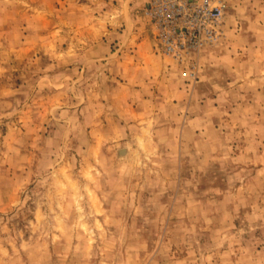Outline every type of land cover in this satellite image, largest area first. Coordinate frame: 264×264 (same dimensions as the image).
I'll return each mask as SVG.
<instances>
[{"label":"rangeland","instance_id":"rangeland-1","mask_svg":"<svg viewBox=\"0 0 264 264\" xmlns=\"http://www.w3.org/2000/svg\"><path fill=\"white\" fill-rule=\"evenodd\" d=\"M220 1L174 57L150 0H0V264H264V0Z\"/></svg>","mask_w":264,"mask_h":264},{"label":"built area","instance_id":"built-area-1","mask_svg":"<svg viewBox=\"0 0 264 264\" xmlns=\"http://www.w3.org/2000/svg\"><path fill=\"white\" fill-rule=\"evenodd\" d=\"M220 0H150L148 13L165 54L180 57L218 35Z\"/></svg>","mask_w":264,"mask_h":264},{"label":"crops","instance_id":"crops-1","mask_svg":"<svg viewBox=\"0 0 264 264\" xmlns=\"http://www.w3.org/2000/svg\"><path fill=\"white\" fill-rule=\"evenodd\" d=\"M133 30L134 29H132L131 31H129L130 36L129 37L127 36V39H131L132 38L131 35L136 33V31H133ZM131 50L134 52V54H136V51L139 50V44H136V46H132Z\"/></svg>","mask_w":264,"mask_h":264}]
</instances>
